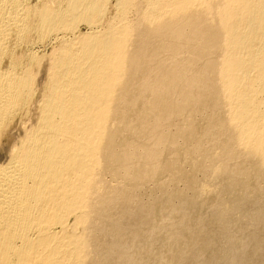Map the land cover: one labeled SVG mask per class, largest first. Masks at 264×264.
Here are the masks:
<instances>
[{
    "label": "bare ground",
    "instance_id": "1",
    "mask_svg": "<svg viewBox=\"0 0 264 264\" xmlns=\"http://www.w3.org/2000/svg\"><path fill=\"white\" fill-rule=\"evenodd\" d=\"M81 24L85 25V30L83 31L80 30L79 27ZM182 55H184L182 57L184 59L181 60L180 58L178 60L179 62H177L175 58H178V56ZM170 58H172V61L169 62L168 59ZM168 62L169 64L171 63V65L167 64ZM173 62L177 63L172 64ZM165 63L166 66H169H164ZM208 79L211 80V82L209 81L210 84H208ZM149 81H151V83ZM152 84L154 87H151ZM176 97H180L182 99L180 105L175 104L181 100L179 98V100L177 99V101H175ZM205 100H208L206 102H209L207 107L208 110L218 106H221L220 108L222 109L224 108L225 114L223 115H225V123L222 121V119L219 120V122L216 120L212 122L216 121L220 123L222 121V124H224L226 127H224V135H226V130L229 131L228 136L226 135V137H229V134H231L232 138L229 137V139L231 138L234 142L231 140L230 142L236 144V146L231 144L232 148L235 146L236 150L238 148L239 150L243 151V153L246 154L248 158L255 161V164L253 165V163H251L249 160L246 161L245 158L247 157L244 156L247 164L250 162V165L253 166V168L249 166L252 168V175L248 170L250 168L247 169L245 166L246 170L248 171H244V174L247 175H242L245 176V179H242V181L240 180L241 182L238 181L240 183L238 190L232 186L233 181H237V179L233 180V176L231 178V180H233L232 183L229 184L230 182H227L230 187L232 186V188L227 189V194L232 195L233 193L232 196H234L236 193L235 195H238L237 197H239L238 200H236L237 203L235 201L237 197L234 196V200L232 198L233 205H231V202H229L231 199L225 201V199H223L225 198V195L222 196V194H218V192L221 190L223 191L221 186H218L217 189L211 188L212 186L214 187V185L213 183L211 184L213 181L210 179L212 177L214 182H216L215 179L217 182H219L218 179H221L220 176L224 174L222 173L224 171L223 168L227 169L228 167L230 169L228 166L229 163H226L227 167L226 164L223 166L222 163L226 162L230 156L234 159L238 158L236 157L238 156L236 154L238 150L235 153L230 154L232 152L231 149L229 150L231 151L230 153L228 149H226L228 145L230 146V142L228 143L227 141V144L225 141H223L222 143L224 144L225 142V145L220 142L221 147H219L218 149L220 150L217 149V151L221 155L224 153V151L225 154L228 151L229 156L227 154V158L224 155L226 157L225 160L222 155L221 157H223V160L225 161L220 160L222 161L221 163L218 160L217 162L220 163L214 165L212 170H208L209 172L210 170L212 171V176L210 174L211 177H205L199 173L198 170H196L198 175L201 174L204 176H201L202 178L210 179L209 182L212 186L209 185L211 189H208V185L204 187V185L207 183H204L203 185V181L201 180L202 183L200 184L203 186H197L198 191H196L197 188L195 190V185L192 187V189L189 188L190 190L194 191L192 193L194 196V200L191 201V203L194 202L192 207H195L198 201L204 204L203 199L212 193L218 194L216 195L218 197L221 195L222 201H225L221 202L223 206L218 205L219 208L222 206L221 209L217 207L218 202L216 204L215 202L211 203L214 204L211 206L213 210L211 208L206 209L208 211H212V215L209 218L207 217L208 219L206 216H204L206 213L203 215L200 212H196V208L195 210L191 208L193 213H188V216L192 214V219L196 223L195 233H198L200 237L203 234L202 238L204 234L205 237L206 235L207 237L209 236L213 243L214 241L218 240V236H224L223 238H226V234L227 236L230 235H228V230L226 227H220L219 225V223L222 222L221 219L223 216H225V213L229 212L230 207L240 208L242 206V214L240 213L241 211L239 212L240 216H245L247 213L252 212V210L250 211L248 208L249 202L252 203L249 201V199H251L253 196L251 193V197L248 198V193L251 191L250 187L253 188L252 179L254 177L256 179L260 178V180L261 178L264 179V0H35L34 2H32V0H0V264H102L100 263L99 257L105 243H109V241H106V237H108L109 234V237H112L111 233H115V238H112L114 243V241L117 239L116 236L121 235L120 237L118 236V243L121 237L123 238L126 235H130L124 232L128 227L126 229H124V227L123 229L121 227H116L117 223H115V219L118 217L117 214H120L119 211H117V214H114V216H117L115 219H113L114 222L111 220V218H109V216L112 215L109 213L110 208H117L116 206L113 207L115 203L119 204L117 202L120 201V204L123 202L122 206H126V203H128L127 200H129V197H127L128 193L125 194L121 191L116 192V188H118L116 185H114V187L116 186L115 191L112 185L113 190L110 188L112 191L109 192L111 183H109L107 180V176H111L109 175V168L115 171V174L118 172V175L119 172L120 174L122 171L127 173L129 172L128 170L132 168V161L130 162L131 158L129 159V156L131 157L133 153L131 152L132 154H130V151L128 152V150H124V148H128L127 142L129 141L128 144H130L133 141V138L129 139L130 136L128 135V132L132 130L140 131L141 134L139 133V139L135 140V142L137 141L136 143L133 141L135 144H132L135 145V147L133 145L135 148L134 151L139 149L144 150L142 149L144 146L143 140H150L155 144H160L161 141L165 139L167 140V138H165L166 135L162 136V132H159L158 129H161V126L163 125H165V129H167L169 126H172L168 124L169 120L167 119L180 116L182 118L179 117L180 119L178 121L179 123L181 122L179 125L177 124V120L175 118L173 119L176 120L175 124H177V126L181 125V129L178 127L177 128L181 130L185 137H187L188 141H196L200 138V129H195V122L191 121V117L189 118L191 115L189 112H193L194 110L197 111L200 108L206 107L207 104L204 102ZM163 102L166 104L163 105L165 107L161 106ZM203 110L204 109L201 111ZM205 111L207 110L205 109ZM210 111H212V113L216 112L214 109ZM218 111H222L223 113V110ZM195 113L197 114V112ZM202 114L203 113H201V116ZM216 115H218L217 117L219 119L221 118L219 114ZM202 117L204 118V116ZM208 118L210 120H208ZM208 118L207 120L211 121V118ZM165 120H167V123L164 122ZM173 120L170 119L169 123L175 122ZM193 120L195 121L194 118ZM203 120L201 122H203ZM216 122L213 126H220L217 125ZM162 123L164 124L161 125ZM166 124L168 125L167 128ZM222 124L220 127H223ZM120 126L123 128L121 127V129ZM175 126L176 125L172 126V128ZM208 129L212 130L211 127H208ZM123 130H125L124 132L127 133H124L126 136L122 133ZM167 130L168 133L170 130L171 132L174 130L172 133H175V130L177 131V129L171 128ZM203 130L205 132V127ZM137 131H134V133ZM222 131L223 130H221V132ZM164 132L166 134V131ZM171 132L170 135L172 134ZM208 132L207 134H205V132L203 135H201L202 138L200 145H203V143L206 141L205 140L203 142L202 140L203 137L206 139V135L209 136ZM218 132L221 133L220 131ZM212 134L215 136L216 132L215 134ZM161 136L163 137V140H160ZM167 136H169V134H167ZM223 136L218 137L222 138L223 140ZM218 137L213 138L212 136V143L214 140L218 139ZM177 139H179L178 135ZM209 140H207V143L210 147L212 144H210L211 142H209ZM181 141L179 142L178 140L179 143H181ZM183 141L185 144V140ZM219 141H221V139ZM174 142L176 143L177 141L173 140V144ZM153 143H146L147 147L152 148L150 146H153ZM196 143H198L199 146H197L196 149H200L202 146L200 147L199 142L196 141ZM220 143L218 145H220ZM132 144L130 145V148L132 147ZM216 144L217 143H215V145ZM125 145H127V147ZM166 145L167 144H165V147L171 148L169 150H172L171 152L173 153L174 148H178L177 146L179 144L174 148ZM170 145L173 146L172 144ZM189 146L191 147V145ZM204 146L205 145H203V147ZM145 147L146 146H144V148ZM147 147L145 148V152L148 151ZM188 147L187 149L190 150ZM214 147L213 149L216 153H218ZM191 148H193V146ZM235 148H233V150ZM159 149L161 148L159 147ZM159 149L156 150L157 154H159ZM196 149L192 151H196V153L194 152L196 155L197 152H199L198 155H200L201 152L199 150L197 151ZM206 149H208V147H206ZM206 149L204 152L207 157H210V155L215 156V159L220 157L218 154L214 155L215 153H212V150L208 151ZM151 150L152 149H150L148 152L150 153L148 158L145 157L146 160L153 159L152 156L154 151L151 153ZM126 152H128L130 155L128 156ZM137 152H139V155L141 154V151ZM161 152L160 155H162ZM184 152L186 153L185 150ZM188 153L191 154V152ZM243 153L241 155H243ZM157 154L155 153L154 155ZM177 154L176 155L179 158V153ZM190 154L186 153V155L191 156L192 154ZM234 154H236V158L233 157ZM238 154H240V152ZM135 155L132 157H138V155L136 157ZM145 155L147 156L146 153ZM169 155L168 157H172L173 154L170 156ZM183 156L185 155L183 154ZM187 157H183L185 158V160H183L184 162L182 161L183 164L185 163ZM221 157L219 159H222ZM240 157L241 156L239 155L238 159H242L243 161V156L241 158ZM157 158L158 155L155 157V159ZM160 158L161 163L156 162L158 163L157 166H160H155L156 164H154V161L152 162L150 160L149 163H153L155 168L148 172L144 167V170L147 171L145 173L146 175L143 176L144 178H149L151 176L155 177V175L157 176V173L163 172L166 167L168 168L169 163L172 162L171 159H164V155H162ZM190 158H187V160ZM195 158H197V156ZM214 158H212L211 161H214ZM140 159L141 158L137 160ZM145 159H142L144 161H141V163H146ZM199 159L200 156L198 159H194L193 156V161L192 159L191 161L195 165L196 160ZM203 159L205 161L206 157ZM234 159L231 161L230 158V160L227 162L234 161L232 163L233 165L235 163ZM148 160L147 164L149 165ZM245 161L243 162V165L245 164ZM178 162H180V160ZM203 162L199 161L200 164H203ZM136 164L139 165L140 163ZM147 164H145L146 167ZM203 165L208 164L204 163ZM136 167L138 166L135 165L134 168ZM149 167L150 169L152 168L151 166ZM178 167L179 166H177V169ZM198 167L200 169V166L197 165V169ZM205 168L208 169L206 166ZM235 168L237 169V167ZM235 168L234 172L232 170L233 168L230 170L232 172L231 174L236 176L237 172L235 173ZM245 168L241 169L243 170ZM182 169L180 171H182ZM131 172L129 173L130 175L128 173L124 174L126 176H133L134 173L131 174ZM179 172L176 173L179 174ZM228 172L230 174L229 170ZM238 172L240 175V171ZM115 174L113 173L112 176H115ZM117 174L115 176L116 178ZM135 174V179H137V176L139 177L140 172L136 171ZM204 174L206 175L207 171ZM226 174V177L231 175L225 172L224 175ZM168 175H171L170 172ZM188 175H190L189 172ZM175 176L173 175L172 177L174 178ZM192 176L194 177L195 175L192 174ZM115 177H113V180H115ZM167 177L169 179V176ZM236 177H238V175ZM187 178L189 177L187 176ZM196 178L199 179L198 176ZM140 179L143 180L141 177ZM160 179H163V177ZM170 180L169 182H173ZM260 180L259 183H261ZM120 181L118 182L119 184ZM181 181L182 180L178 181V183L180 184ZM186 181L188 182V180ZM174 183L175 182L172 184L174 185ZM191 183L189 182V185ZM255 183L257 184L258 182ZM160 184L162 183L160 182ZM160 184L159 186H163L164 188L170 186V183H168L169 186H165L166 183H163L164 185ZM218 184L219 183H217V185ZM128 185L126 184V186ZM145 185L143 184L142 186L144 187ZM185 185L183 186L185 187ZM132 186L130 185L128 187L131 188ZM186 186L187 187L185 188H188V184ZM228 186L226 185V187ZM235 186L237 188V185ZM260 186L261 185L259 184V187ZM136 187L137 185L135 188ZM219 187L221 188L219 189ZM134 189L132 188V190ZM159 189L161 191V187ZM253 189L257 188L255 187ZM260 189L262 190L264 188L260 187ZM170 191L172 193V189ZM170 191L169 193L167 192L169 195ZM224 191L222 193H224ZM134 192L135 191H133V193ZM136 193L138 192L136 191ZM162 193L165 194L164 192ZM182 193L183 192H181V194ZM150 194L147 196L150 197ZM130 195V198H135L132 196V193ZM143 195H145V193ZM186 195L189 194L187 193ZM137 196L140 195L138 194ZM170 197L173 198V196ZM189 197L191 196L189 195ZM161 198L158 197V199ZM179 198L182 200L181 197ZM174 199L178 200L176 197H174ZM257 199H263L262 202H264V197ZM130 200L129 202L131 203L133 200ZM183 200L181 202L185 203L182 205L178 203L179 207L176 204L177 209L180 211L183 210L182 207L184 204H188V200ZM145 201L143 200V202ZM152 201L154 202L156 200ZM147 202H149V200ZM162 202L166 204L165 199ZM137 203L138 202H136V204ZM146 204L147 203H144L143 206L141 205L142 208L145 207L141 213L145 212L146 214H143L148 217V213L145 210L148 207V205L147 207L145 206ZM149 204L151 206L153 203ZM205 204L207 203L205 202ZM255 204L258 206V203H254V205ZM260 204L264 206V203ZM138 205L139 203L135 206ZM135 206H133V208ZM131 207H126L127 209H124L125 212H127L126 210L129 208L131 209ZM139 207H136L135 209ZM261 207L259 210L255 209L257 211L255 214L253 213V220L255 219L254 221L256 224H258V222L262 220V217H264V210H262L264 208ZM186 208H184V211ZM130 209L127 214H130ZM161 209L162 208L160 207V211ZM121 210L120 211L123 212V207ZM170 210H172L171 207ZM112 211L113 210L111 209L110 212L112 213ZM131 211L134 210L131 209ZM152 211H155L154 208ZM137 212L140 213V210H137ZM168 212L171 213V211ZM132 213L134 214V212ZM163 213L164 210L161 214ZM143 214H141V217H143ZM134 215V218L139 217L138 219H140V216L137 215V213L136 215L138 217H135ZM153 215L154 214H152V216ZM164 215L166 214L164 213ZM238 215L239 214H237V217ZM120 216L122 217L123 215ZM129 216L127 215L128 218L126 217L127 221H129V218L131 217ZM167 216L168 215L164 216L166 219L162 218L163 216L161 218L165 221L167 220ZM225 217L228 218V215ZM150 218L151 217L149 215V217L144 219V221H148L147 219ZM170 218L168 221L172 220ZM184 218H187V215ZM243 218L244 217H242V219ZM117 219L116 222H118ZM140 220V223H142L143 219ZM152 220H156V218L154 217ZM152 220L149 222H152ZM179 220L181 221V219ZM249 220L250 219L247 221L249 222ZM234 221L237 223L238 220ZM254 221H250L252 224L249 222V226L252 227V231L253 229L257 231V229L260 228L259 226L263 224L264 220L262 223L260 221L261 224L258 225L259 228L256 227L257 229L254 228ZM120 223L121 221H119V224ZM137 223L139 222L137 221ZM181 223L178 226H181ZM150 224L151 223H149V225ZM176 224L177 223L175 222V225ZM228 224H226V226H228L227 228L230 226ZM126 225L129 226L131 223H126ZM143 225L145 227L147 226L145 224ZM162 225H164L163 222ZM232 225H234V223ZM133 226H129V228H132ZM167 226L162 227L167 228ZM135 227H137V225L134 226V228ZM188 227L185 226L187 229ZM194 227L195 226H193V228ZM233 227L235 228V226ZM233 227L231 226L230 228ZM262 227L264 226H261V230ZM109 228L112 231H110V233ZM129 228L126 230V232L128 230H130V232L132 231L133 228ZM137 228H139V226ZM152 228L153 227L149 229L152 230ZM164 228L162 229L165 231V234L166 229ZM171 228L175 230L174 224L173 227L171 226ZM179 228L181 229V227ZM237 228L243 229L240 226ZM162 229H159L158 231L162 232ZM190 229L191 228L188 229V232ZM122 230L124 231L122 232ZM134 230L135 229H133L132 232L137 234L138 231L135 232ZM244 230H242L244 231V234L245 232L247 233L246 229ZM178 231L179 232L177 233L179 234L182 232L179 229ZM252 231L251 236H248L250 233H247L248 237H246V239L244 238L246 241L247 238H252L254 234H259V232L256 234L255 231L253 234ZM120 233H123V235ZM124 233L126 235H124ZM168 233L166 235L169 240H171L170 246L172 247V249L170 248L172 250V261H170L171 264H191V260L194 256H190V254H194L193 250L190 249L192 250L190 252L186 251L190 253L187 256L182 254L183 251H179V244L184 243L187 245L188 242L190 243L191 236L190 238L184 239L185 235H183L184 237L182 238L184 240H182L180 237L182 235L179 236L175 232L170 231L169 237ZM234 233L236 232H233V235ZM238 233L241 234L239 230ZM135 234L132 233L130 236L133 235L136 237ZM150 234L147 235L148 239ZM161 234L162 233H160V235ZM160 235L158 236L160 237ZM263 235L260 236L261 238L259 240V235L256 236L258 238L253 237L255 245L252 244V246H254H251L252 248H259V245H261L259 243H262L261 239L264 237ZM133 236L132 239L134 238ZM236 236L238 235L236 234ZM109 237L107 240L110 239ZM138 237L140 236L137 234V238ZM143 237L144 236L142 235L141 238ZM233 237L231 238L233 239ZM137 238H134L133 241L130 240V242H135L134 240ZM236 238L234 240L239 239ZM139 239H137V241ZM195 240L196 239H194V242ZM149 241H144V246L145 242L149 243ZM202 241L203 240L200 242ZM206 241L209 240L207 239L205 242ZM159 242L157 240L158 246ZM162 242L161 244L164 245ZM228 242L229 244L226 242L229 245L228 248H234V243H232L234 241L231 243L230 241ZM132 243H129V246L131 244L132 248L135 249L137 247L135 245L136 243H133V245L136 247H134ZM246 243H244L245 245L243 243L242 244L247 250L245 247ZM120 244L123 243H118L115 245V247L121 246ZM202 244L204 245V242ZM207 244L208 243H206V245ZM195 245H198V243ZM223 245L224 248L222 249L227 248L225 244ZM248 245H251V243L249 244L248 242ZM256 245L257 247H255ZM110 246H112V244ZM125 246L122 247L123 250L121 251H118L121 249V247H117L118 253H121V255L119 253L120 256H123V254L125 256L126 251L122 254L124 249L127 248V246ZM149 246L150 243L148 248ZM152 246H150V248ZM183 246L184 245H182L181 248ZM191 246H193V244ZM209 246L210 244L208 247H206V249H204L206 252L208 251L211 256L215 255L216 250H210L212 248ZM130 247L127 249L130 250V253H132L133 250ZM196 247L199 248L200 246ZM251 247L249 246L248 248ZM105 248L106 246L104 247V251L108 255L109 251L107 250L110 249L107 247V250H105ZM161 248L164 247H160V250H163ZM242 248L240 247V249ZM261 248L262 247H260L259 250ZM235 249L237 250V247ZM112 250H110V252ZM167 250L169 249L167 248ZM201 250L203 252V249ZM243 250H241L242 253L245 252ZM117 251L112 252L115 253ZM146 251L147 250L145 248V252ZM255 251L253 250L252 252H258V250L256 252ZM261 251L262 252L260 253H263L264 249ZM165 252L163 253L165 254ZM197 252L195 251V253ZM199 252L202 253L201 251ZM229 252H231L230 254L233 253L230 250ZM105 253H102V262L107 260V255ZM118 253H116V256ZM133 253V255H135V252ZM237 253L240 252L237 251ZM109 254L110 257L108 258L110 260L111 253ZM138 254L139 252L137 255ZM202 254L204 255V253ZM257 254L253 255L250 252L248 255H250V258L253 255L252 258L256 259V256H258ZM199 255V253L196 254V256ZM201 255L199 257H201ZM225 255L224 258L227 259L228 257ZM237 255H235V259L239 258ZM248 255L247 253L244 255L245 258L247 256V263L250 260ZM126 256L129 257L131 255L127 253ZM228 256L231 258L232 255L228 254ZM244 256L242 255L240 258L242 257V259H244ZM103 257H105V260H103ZM147 257L149 258V256ZM158 257L160 258V255ZM119 258L120 259L118 260H121L122 262V258L124 257ZM153 258L155 259V257ZM129 259L127 262L131 261ZM166 259H168V257H166ZM114 260H117V258ZM114 260H111V262L109 261V263H114ZM118 260L116 261L117 264H119ZM156 260L158 259L156 258ZM161 260L159 259V261ZM225 260L224 262L226 264H235V260L233 258L229 259L230 261L228 260L229 263H227ZM244 260L246 261V259ZM251 260L249 261L251 262L249 264H254L256 261ZM261 260H263V258ZM138 261L139 264H141L140 259ZM203 261H199L200 264H212L211 259H207L204 262ZM107 262L106 264H108ZM131 262L133 263L134 261ZM222 262L223 260L219 264H225ZM239 262L241 263L242 260L240 259ZM239 262H236V264H240ZM155 263L160 264L161 262L159 263L155 261ZM197 263L198 262H196V264ZM257 263L258 261L255 262V264ZM261 263L263 262L261 261Z\"/></svg>",
    "mask_w": 264,
    "mask_h": 264
},
{
    "label": "rangeland",
    "instance_id": "2",
    "mask_svg": "<svg viewBox=\"0 0 264 264\" xmlns=\"http://www.w3.org/2000/svg\"><path fill=\"white\" fill-rule=\"evenodd\" d=\"M34 1H35V0H34ZM34 1L32 0V2H34ZM79 27H80V30H82V31L85 30V25L81 24ZM183 56H184V55H182V56H178V58H175L176 61L179 62L178 60H179L180 58H181V60L184 59V58H182ZM185 56H186V55H185ZM171 59H172V58L168 59V61H169V62L172 61ZM173 61H174V60H173ZM166 62H167V61H166ZM169 62H168L167 64H169ZM177 62H173L172 64H174V63L176 64ZM169 65H171V63H170ZM169 65H167V66H169ZM164 66H166V63H165ZM167 66H166V67H167ZM209 81L211 82L210 79H208V82H209ZM149 82L151 83V81H149ZM149 82H148V84H149ZM210 82H209L208 84H210ZM206 83H207V79H206ZM153 84H154V83H153ZM153 84H152L151 87H154ZM179 98H180V97H176V100H175V98H174V100L177 101V99L179 100ZM180 99H181V98H180ZM179 101H180V102H179ZM179 101H178L179 103L176 102L175 104H177V105L179 104V105H180L181 102H182V99L179 100ZM206 101H208V100H205V101H204V102L207 104L206 107L200 108V109H199L200 111H199V110H197V111L194 110L193 112H192V111L189 112L191 115L188 113V114L190 115V116L188 115L189 118L191 117L190 119H192L191 121H192V122H195L194 125H196V126L193 125V126L195 127V129H200V130H199V132H200L199 137H200V138L198 139V140H200V141L196 140L197 142H199V145H200L201 138H202L201 135H203V133H205V132H206L205 134H207V132H208V130H209L208 127H209V128L211 127V129H212V130H209L210 133L208 132V135H209V136L206 135V139L203 137V140H202V141H203V142H204L205 140H206V141L203 143V145H205L204 147H203V145H200V147L202 146V147L200 148L201 150H200L199 148L196 149L197 146H198V143H196V141H188L187 137H185V135L181 132V130H179V129H181V125H180V126H177V124H178V125L181 124V122L179 123V121H178L180 118H182V117H180V116H179L180 118H179V117H172V118H170V119H172V120L175 118V119L177 120V124H175V123H176V120H173V121H175V122H171V123H169L170 119H169V118L167 119V120H169V121H168V124H169V125H172V126L176 125L175 127H173V128H172V126H169V127H168V125L166 124V128L168 127L167 129H170V128H171V129H177V131L179 130L178 132L175 130V133H172V132H174V130H173L172 132H171V130H170L169 133H168V130L165 129V127H164L165 125H163L164 123L161 124V125H163V126H161V129H158L159 132H162V133H163V134L161 133L162 136H163V135H166L165 138H167V140H166V139L163 140V137H162V136H161L160 140H163V141H161L160 144H159V143H156V144H155V143H153V141H150V140H149V141H148V140H143V142H144V146H146V147H147V144H146V143H149V142H151V144L153 143V146H150V144H149V146L152 147V148L147 147V148H148V151H146V152H145V150H146L145 148H146V147L144 148V146H143V148L141 147V148L144 149V150L139 149V150H135V151H134V149H135V148H134V147H135L134 144L137 142V141L135 142V140L139 139L138 136H140V134H141L140 131L138 130V131H139V132H138L137 130H134V131H137V132H135V133H137V134H135L133 130L128 132V135L130 136L129 139L133 138V141H134L135 143L131 140L132 142H131L130 144H128V142H129V141H128V142H127L128 148H124V150H125V151L128 150V152L130 151V154L133 153V155H135V154L137 153V154L135 155V157L138 155V157L134 158V157H132L133 155H131V157H130V156H129L130 154H128V152H126L127 155L129 156V159L131 158L130 162L132 161V162H131V163H132V168L130 169L132 172H131L130 170H128L129 172H127V173H128V174H129L130 172H131V174L134 173V175H133L134 177H133L132 175H131V176H128V175L126 176L125 174H127V173H126L125 171H122V173H123V174L125 173V174L123 175L122 173L120 174V172H119V175H118V174H117L118 172H116V174H117V178H116V177H115V176H116L115 171H113L111 168H109V169L111 170V171L109 170V175H111V176H107V180H108L109 183H111V185H110V187H109V190H110V188L113 190L114 185H116V186H118V188H116V192L121 191L122 193H125V194L128 193V194H127V197H129L128 199H129V200L131 199V200H133V201H135V202L132 201V202L130 203L129 200H127L128 203H126V206H122L123 202L120 204V201L117 200V201H119V202H117V203H119V204H116V203H115V204L113 205V207L116 206L117 208H114V209H113V208H110V210H109V213L112 214L111 216H112L113 218H112L111 216H109V218H111V220L113 221V219H115V217L118 216V217H117L118 219L116 218L118 222H116V219H115V223H117V224H116V227H121L122 229H123V227H124V229H126L127 227L129 228V226H133V224L135 223L134 226L137 225V227L139 226V228H137V227L134 228V226H133L132 228L135 229V230H134L135 232L138 231L137 234H138L140 237L137 238V234H135L134 232H132L133 229L130 227L129 229H132L131 232H132L133 234H135L136 237H134L133 235H132V236H133L134 238H137V239L141 238L142 235H143L144 237L138 240L140 243L137 241V239L134 240L135 242H133V243H134V244L136 243L135 245L138 247V248H137L136 246L133 245L132 242H130V240L133 241V239H134V238L132 239V236H130V235L132 234V233L130 232V230H128L127 232H126V230H127L128 228H127L125 231L122 230V232L124 231L126 234L128 233V234H130V235L127 236V235L124 233V235H126V236L123 237L124 239L121 237L123 240L120 238L121 241L119 240L118 243H121V242H122L123 244H120V245H121V246L123 245L122 247H124V246L126 245L127 248H129V247L131 246V244H130V246H129V243H132V245H133L134 247H136V248L138 249V251H137L136 248L134 249V248H132V246H131L130 248L133 250V252H135V255H133L134 253L132 252V250H131L132 253H130V250H128V249L126 248V249H124V251L122 252V254H123V253H125V251H126L125 256H124V254H123V256H120L121 253L119 252V253H120V255H119L118 251L123 250V248H122L121 246H119V247L116 246V247H115V245L118 244V243H117V239H119V237H120L121 235H117V236H116L117 239H116V240L114 241V243H113V239H112V238H115V235H116V234L114 233V234H115V235H114L113 233H111L112 237H111V236L109 237V235H110V234H109L108 237H109L110 239L107 240L108 237H106V241H109V243H108V242L105 243V245L103 246V249H102V251H101V253H100V254H101L100 257H99V258H100V259H99V260H100V263H102V264H106V262L108 261V262H107L108 264H114V263L117 264L116 261H117L118 259H120L119 257H121V258L124 257V258H122V260H123L122 262H121V260H118V263H119V264H120V263H121V264H126V263L130 264L131 261H134V262H135V263H134V262H133V263L131 262V264H136V263L139 264V261H138L139 259H140V263H141V264H143V263H144V264H148V263H149V264H157V263H155V261H157V262H159V263L161 262L160 264H171V262H170V261H172V260H171V255H172V254H171V253H172V250H171V249H172V247L170 246V245H171V240H169V238L167 237L166 234L169 232V233H168V236L170 237V231H173V232H175L176 234H178L179 236L182 235V236H180L181 238L184 237L183 235H185L186 238L184 237V239L190 238V236H191V238H190V243L188 242L187 245L184 244V243H180V244H179V247H180V250H179V251H183V252H182L183 255L185 254V255L187 256V255L190 254V253H188V252H186V251H189V252H190V251L193 250V253H194V254H193V255L190 254V256H194V257L196 258V260H195V258L193 257V259H192L193 262H192V260H191V264H196V262H198V263L200 264L199 261H203V260L206 261L207 259H208V260L211 259L212 264H219L222 260H223L222 263H225V262H224V260L226 259V258H224L225 253H226L225 256L228 257L225 261H226L227 263H229L228 260L231 259V258H233V259L235 260V264H236V262L238 263L240 259L242 260V262H241L242 264H244L245 262H246L245 264H249V263H251V262H249V261L251 260V258L253 257V255H254V254L256 255L257 253H259V254L262 255V257H261V255L257 254V255H258V256H256L257 258H256V257H255L256 259H253V258H252V260H253V261L256 260L255 262L258 261L257 264H260L261 261L263 262V263H261V264H264V257H263V255H264V254H263L264 251H263V253H260V252H262L261 250L264 249V247H263V246H264V243H263V242H264V241H263L264 237L261 239V240H262V241H261L262 243H259V244H261V245L258 244V245H259V248L262 247L260 250H259V248H256V249H255V248H252V247H254V246H252V244L255 245V243H254V241H253V237H254V235H255V234H254V231H255L256 234H258V232H259V234H258V235H259V238L256 237V236H258V235H255V237L258 238V240H259V239L261 238L260 236L263 235V230H264V227H262V230L260 229L261 226H264V222H263V224H261L262 221L264 220V219H263L264 217H262V220H260L261 223H260V221H259L258 224H256V222L254 221L255 219L253 220V218H254V217H253L254 214H255L256 211L259 210V208L262 206L260 203H262V204L264 203V202H262L263 199H259V200H261V201H259V200L257 199V198H263V197H264V196H263V195H264V189H262V190L260 189V187H261V188H264V185H262V184H264V179H263V178H261V180H260V178H257V179H258V180H257L255 177L252 179V186H253V188L256 187L257 189H253V188L250 187V190H251L252 192L249 191V193H248V194H249V195H248V198L251 197L250 195L253 194L252 198L249 199V201L252 202V203L249 202V206L252 204L250 207H253L254 209H253V208H250V207L248 206L249 210H250V211L252 210V212L247 213L248 216H247V214H246V215H245L246 218H245L244 215L240 216V213L242 214V209H243L242 206L240 207L241 209H240L239 207H238V208H235V207H234L235 209H234L233 207H232V208L230 207V208H229L230 210H229V212H227V213H230L231 215L225 213V216L228 215V218L225 217V216L222 217V219H221L222 222L219 223V225H220V227H221V226L226 227V229L228 230L227 233H228V235L230 234V235H229L230 237L227 236V234L225 235L226 238H223L224 236H218V237H219L218 240H217V241H214V240H213L214 242L212 243L211 238H210L209 236H208L209 238L207 237V235H206V237H205V234H204V236H203V238H202V235H203V234H202L201 237H200V235H198V233H195V232H196V223H195V221L192 219V214H191L190 216H188V213H189V212H190V213H193V210H192V209L195 210V208H196V210H195L196 212H200V213L203 214V215L206 213V215H204V216H206V218H207V217L209 218V217L212 215V211H211V210L208 211V210H206V209H208V208H209V209H210V208L212 209L211 206L214 205V204H211V203H214V202H215V204H216L217 202L219 203V204L217 203V207H218V205H222V206H223V204H222L221 202H225L226 200H230V199H231V201H229V202H231L230 204L233 205L232 201L234 200V196L237 197L238 195H235L236 193L234 194V196H232L233 193H232V195H231V194H227V193H228V192H227V189H228V188H232V186H234L235 189L238 190V188H239L238 186H239V184H240L239 182H241L242 179L244 180V179H245V176L247 175V174H244V173H245L246 171L249 170V171H250V174L252 175V168H253V166L250 165V162L253 163V165L255 164V161L252 160V159H250V158H248V156H247L246 154H244L243 151L239 150L238 148H237L238 151L236 150V148H235L236 144L230 142V140H231L232 142H234V141L231 139V138H232V137H231V134H229V137H231L230 139H229V137H226V135L228 136V132H229V131L226 130V135H224V134H225V130H224V129L226 128V127L224 126V124H222L223 122L225 123V121H224V119H225V115H223V114H225V112H224V108H223V109L220 108L221 106H220V107L218 106V107H216V108H211V107H210V108H211V109L209 108L210 110H213V109H214V110H216V112H217V113H216V112H213V113H212V111L208 110L207 107H208V105H209V102H206ZM204 102H203V104H204ZM163 103H164V102H163ZM163 103H162L161 106H162V107H165V106H163V105H166V104H165V103L163 104ZM204 106H205V105H204ZM218 108H219V109H218ZM202 109H204V110L201 111ZM205 109H206L207 111H205ZM218 110H223V113H222V111H218ZM209 111H210V113H209ZM195 112H197V114H196ZM207 112H208V113H207ZM220 112H221L222 114H221ZM201 113L204 114V115L202 114V116H204V118L201 116ZM214 113H215V114H214ZM192 114H193V115H192ZM207 114H208V117L211 118V121H208V120H210V119L207 117ZM216 114H219V115L221 116V118L219 119V118L217 117L218 115H216ZM195 115H196V116H195ZM197 115L200 116V117H198ZM205 115H206V116H205ZM211 115H212V116H211ZM214 115H215V116H214ZM192 116H193V117H192ZM220 116H219V117H220ZM223 116H224V117H223ZM212 117H213V118H212ZM214 117H215V118H214ZM193 118L195 119V121L193 120ZM207 118H208V120H207ZM203 119H204V120H203ZM212 119H213V120H212ZM221 119H222L223 122L221 121L220 123H218L219 120H221ZM167 120H165L164 122H166ZM199 120H200V121H199ZM202 120H203V122H201ZM214 120L218 121V122L215 121L217 125H220V126H221V124H222L223 127H220V126H215V127H214L213 125L215 124V122H212V121H214ZM180 121H181V120H180ZM206 121H208V122H206ZM210 122L212 123V126H211V123H210ZM166 123H167V122H166ZM192 124H193V123H192ZM206 124H207V125H206ZM201 125H202V126H201ZM121 127H122V126H120V128H121ZM163 127H164V128H163ZM177 127H178L179 129H178ZM204 127H205V132H204V130H203ZM212 127L215 128V129H213ZM224 127H225V128H224ZM122 128H123V127H122ZM122 128H121V129H122ZM162 128H163V129H162ZM217 128H218V129H217ZM219 128H221V129H219ZM160 130H161V131H160ZM216 130H217V131H216ZM221 130H223V131L221 132ZM124 131H125V130H123V132H122L123 134L126 133V132H124ZM164 131H166V134H165ZM211 131H213V132H211ZM218 131H220V132L223 133V134L219 133ZM170 132L172 133V134H171L172 137H171V135H170ZM179 132H180V133H179ZM215 132H216V135H217V136H216V135L214 136V135L212 134V133L215 134ZM131 133H132V134H131ZM139 133H140V134H139ZM177 133H178V134H177ZM201 133H202V134H201ZM126 134H127V133H126ZM126 134H124V135L126 136ZM138 134H139V135H138ZM167 134H169V136H167ZM173 134H175V135H173ZM211 134H212L213 138H217L218 136L221 137V136L224 135V136H223L224 139L222 140V138L218 137V139H219V140L221 139V141H219L218 139H216L217 142H216V140H214V142H213L214 144H213V143H212L213 138H212V136L210 137ZM219 134H220V135H219ZM136 135H137V138H136ZM177 135H178L179 139H177ZM180 135H181V136H180ZM183 135H184V136H183ZM175 136H176V137H175ZM204 136H205V135H204ZM170 137H171V138H170ZM181 137H182V138H181ZM180 138H181V139H180ZM185 138H186V139H185ZM208 138H209V139L212 138V139L209 140ZM141 139H142V138H141ZM175 139H176V140H175ZM182 139L185 140V144H184V141H183ZM169 140H170V142H169ZM173 140H174V141H177V142H176L177 144L174 142V144H175V145H174V144H173ZM178 140H179V142L182 140V141H181V143L183 142V143H182V146H181V143L178 142ZM207 140H209V142H211L210 144H212L213 147H214L215 143H217L216 145H218L220 142L222 143L223 141H225L226 143H227V141H228V143L230 142V143H229L230 146H229V145L227 146L228 143L226 144V146L229 147V148L226 147V149H228V151L231 149L232 152L229 151V153L231 152L230 154L235 153L236 151H237L238 153L240 152V154H238V153L236 152V154H237L238 156H236V154H234L233 157L236 156V157L239 158V155H240L241 157L243 156V157H242V158H243V161H242V159L239 160L238 158H237V159H234V158H232L231 156L229 157V159L226 160V157H227L228 151L226 152V154H225V151H224V153H223L222 155H223V157L225 158L226 162L222 163V161H225V160H223L224 158L221 157L222 155L217 151V149H218L219 147H221V143H220V145H218V146L215 145L214 148H216V151L218 152V153H216L212 146H210L211 148L209 147V144L207 143ZM147 141H148V142H147ZM166 141H167L168 143H167ZM171 141H172V143H171ZM218 141H219V143H218ZM189 142H190V143H189ZM191 142H192V143H191ZM194 142H195V143H194ZM225 142H224V144H223V143H222V144L225 145ZM132 143H134V144H132ZM161 143H164V144H161ZM205 143H206V144H205ZM131 144H132V147H133V145H134L133 148L131 147L132 149L130 148V145H131ZM158 144H159V145H158ZM165 144H167L166 146H170V147H173V148L176 147L178 144H179V145L177 146L178 148H176V149L174 148L173 151H174L175 153H174V152L172 153V152H171L172 150H169V149H171V148L165 147ZM170 144H172L173 146H171ZM188 144L191 145V147L193 146V148H191ZM192 144H194V145H192ZM201 144H202V143H201ZM231 144H232V145H233V144L235 145V146L233 147V148H235L234 150H233ZM127 145H125V146L127 147ZM157 145H158V146H157ZM187 145H188L189 147H188ZM206 145H208V146H206ZM223 145H222V146H223ZM194 146H195V147H194ZM155 147H156V148H155ZM159 147H160L161 149H159ZM163 147H165V148H163ZM180 147H181V148H180ZM185 147H186V148H185ZM187 147H188L190 150H188ZM198 147H199V146H198ZM206 147H208V149H206ZM154 148H155V149H154ZM173 148H172V149H173ZM182 148H184V149H182ZM204 148H205L206 150H208V151H211V150H212L211 152H212V153L214 152V153H215L214 155H217V154H218V156H220L222 159H219L220 157H219V158L217 157V158L215 159V158H214L215 156H213V155H212L213 157H212L211 155H210V157H207V156L205 155V152H204L205 149H204ZM209 148H210V149H209ZM129 149H131V150H129ZM137 149H138V148H137ZM150 149H152V150L150 151L151 153H153V151H154L153 156H152L153 159H152V160L150 159V160H151L152 162L154 161V164H156L155 166H157V164H158V163H156V162H160V163H161V161H160L161 158H160V157H161L162 155H164V159H166V158H167V159H171L172 162L169 163L168 168L166 167V168L163 170V172L157 173V176L155 175V177H154V176H151V177H149V178H147V177L144 178L143 176L146 175L145 173H146L147 171L149 172V171H151L152 169L155 168V166H154L153 163H149L150 160L147 159V160H148V163H149V165H148V164H147V160L145 159V157L148 158V155L150 154V153H148V152H149ZM153 149H154V150H153ZM158 149H159V151H158L159 154H157V151H156V150H158ZM166 149H167V150H166ZM177 149H178V150H177ZM195 149H196L197 151L199 150L201 153H203V152H204V153H203V154L200 153V155H198L199 152H197V155H196V154H195L196 151H192V150H195ZM160 150H161L162 152H161ZM184 150L186 151L187 154H190V153H188V152H191L192 155H191V154H190L191 156L186 155V153L184 152ZM187 150H188V151H187ZM218 150H220V149H218ZM137 151H141V152H140L141 154L139 155V152H137ZM142 151H143V152H142ZM168 151H169V152H168ZM178 151H179V152H178ZM233 151H234V152H233ZM131 152H132V153H131ZM160 152L162 153V155H160ZM164 152H165V153H164ZM176 152L179 153V158H180V159L178 158V156H177L178 154H177ZM180 152H181V153H180ZM192 152H193V153L195 152V153H194L195 155H194ZM241 152L243 153V155H241V154H242ZM134 153H135V154H134ZM145 153L147 154V156L145 155ZM155 153L158 155V158H157V159H155V157L157 156V155H154ZM168 153H169L170 155L173 154L172 157H171ZM143 154H144L145 156H144ZM176 154H177V155H176ZM183 154H184L185 156H183ZM219 154H220V155H219ZM159 155H160V156H159ZM168 155H169L170 157H168ZM180 155H181V156H180ZM204 155H205V156H204ZM224 155H225L226 157H225ZM139 156H140V157H139ZM141 156H142V157H141ZM174 156H175V157H174ZM187 156H188V157H187ZM193 156H194V159H198V157L200 156V159H199V160H196V163H197L198 166H200V169H199V167H198V169H197V165H196V163H195V165L193 164V162H192V161H193ZM196 156H197V158H195ZM201 156H202V158H201ZM228 156H229V154H228ZM244 156H246L248 159L245 158ZM183 157H187V158H190V157H191V158L188 159V160H187V158H186V161H185V163L183 164V162H184L183 160H185V158H183ZM205 157H206V159L209 160V161H207L206 159H205V161H204L203 158H205ZM236 157H235V158H236ZM241 157H240V158H241ZM132 158H133V159H132ZM139 158H141V159H140V160H137V159H139ZM162 158H163V157H162ZM174 158H175V159H174ZM181 158H182V159H181ZM208 158H209V159H208ZM212 158H214V159H213L214 161H211ZM227 158H228V157H227ZM230 158H231V161H232L233 159L235 160V163H234L233 165H234L235 167H237L238 171H240V175H239V172L237 171V169L232 165V163H233L234 161H233V162H231V161H230V162H227V161L230 160ZM244 158L246 159V161H248V160L250 161V162H248L249 165L247 164V162L245 161ZM134 159H135L136 161H138V162H136ZM142 159H145V160H146V163H144V162L141 163V161H144V160H142ZM158 159H159V160H158ZM178 159L180 160L181 163L178 162V161H179ZM191 159H192V161H191ZM156 160H157V161H156ZM176 160H178V161H176ZM218 160H219V161L222 160V161H220V162L222 163L223 166H224L226 163H227V164H228V163H229V164L231 163L230 165H232V166H230L229 164H228V166L230 167V169L233 168V169H232L233 172H234V168H235V173L237 172L236 174L238 175V177H236L237 175L235 176V175H232V174H231L232 172H231V170L227 167V164H226V167H227V169L230 171V174H231V175L229 174V172H228L227 169H224V168H223L224 171H223L222 173L225 174V172H226V173H228L230 176H229V177H226L227 174H226V175H224V174L222 175V174H221V175H222V176H220L221 179H218L219 182H217L216 179H215L216 182H214V179L211 177V176H212V171H211V170L214 168V165H217L218 163H220V162H217ZM237 160H238V161H237ZM139 161H140V162H139ZM174 161H175V165H176V166L174 165ZM182 161H183V162H182ZM187 161H188V162H187ZM190 161H191V162H190ZM197 161H198V162H197ZM199 161H200V162H201V161H202V162L204 161L203 164L205 163V164H208L209 166H208V165H203L202 163L200 164ZM215 161H216V162H215ZM239 161H240L241 163H240ZM244 161H245V164H246V165H245V164L243 165V162H244ZM133 162H134V163H133ZM186 162H187V163H186ZM208 162H209L211 165H210ZM212 162H213V163L215 162V163L213 164ZM136 163H140L141 165H140V164L137 165ZM177 163H178V164H177ZM179 163H180L181 165H180ZM189 163H190V164H189ZM239 163H240V164H239ZM145 164H147V167H148V168L146 167ZM152 164H153V165H152ZM135 165L138 166V167L134 168ZM142 165H143V167H142ZM172 165H173V166H172ZM189 165H190V166H189ZM193 165H194V167H193ZM201 165H202V166H201ZM236 165H237V166H236ZM247 165H248V166H247ZM149 166H151L152 168L150 169ZM153 166H154V167H153ZM158 166H160V165H158ZM158 166H157V167H158ZM177 166H179L178 169H177ZM182 166H184V167H182ZM191 166H192L193 168H192ZM205 166L208 167V169L205 168ZM211 166H213V167H211ZM223 166H222V167H223ZM238 166H239V167H238ZM245 166L247 167V169L250 168L249 166H251L252 168L246 170ZM139 167H140V168H139ZM144 167H145L146 169H145ZM174 167H175V169H174ZM181 167H182L183 169H182ZM189 167H190V168H189ZM202 167H203V168H202ZM226 167H225V168H226ZM231 167H232V168H231ZM195 168H196V169H195ZM204 168H205V169H204ZM241 168H245V169L242 170ZM144 169L147 170V171H145ZM166 169H167V170H166ZM181 169H182L183 172H185V173H187V174H185V173H183L182 171H180ZM184 169H186V170H184ZM201 169H203V170H201ZM209 169H211L210 172L208 171ZM133 170H134V171H133ZM174 170H175V171H174ZM178 170H179L180 172H179ZM192 170H193V171H192ZM196 170H198L199 173H201V174L204 175L205 177H208V176L211 177L210 179H211V181H213V182H211V184L213 183L214 187L210 184V182H209L210 179H207V178H206V179H207V180H206L205 178H202V177H204V176H202L201 174L198 175L197 172H196ZM204 170H205V171H204ZM241 170H242L243 173L241 172ZM126 171H127V170H126ZM136 171L140 172V175H139V177L137 176V179H135V175H136L135 172H136ZM144 171H145V172H144ZM200 171H201V172H200ZM206 171H207V174L205 175L204 173H206ZM244 171H245V172H244ZM169 172H170L171 175L173 174L174 176H175V175H176V176L173 178V177H172L173 175H172V176H171V175H168ZM176 172H179V174H177ZM188 172H189L190 175H188ZM190 172H191V173H190ZM195 172H196V173H195ZM202 172H204V173H202ZM113 173L115 174V176H112ZM143 173H144V174H143ZM175 173H176V174H175ZM162 174H163V175H162ZM192 174L195 175V176L193 177ZM196 174H197V175H196ZM208 174H209V175H208ZM210 174H211V176H210ZM120 175H121V177H120ZM129 175H130V174H129ZM165 175H166V176H165ZM242 175H245V176H242ZM118 176H119V177H118ZM124 176H125L126 178H125ZM167 176H169V179H168ZM184 176H185V177H184ZM187 176H188L189 178H187ZM197 176L199 177V179L196 178ZM201 176H202V177H201ZM232 176L234 177L233 180L237 179V181H233V180H231ZM113 177H115V180H113V179H114ZM131 177H132L133 179H132ZM140 177L143 178V180L140 179ZM153 177H154V178H153ZM162 177H163V179H164V177H165L164 180H167V181H164L163 179H160V178H162ZM166 177H167V179H166ZM171 177H172V178H171ZM180 177H181V178H180ZM209 177H208V178H209ZM239 177H240V179H239ZM121 178H122V179H121ZM127 178H128V179H127ZM155 178H156V179H155ZM170 178H171V180H170ZM182 178H183L184 180H183ZM195 178H196V179H195ZM222 178H223V179H222ZM226 178L229 179V180H227ZM111 179H112V180H111ZM118 179H119V180H118ZM126 179H127V180H126ZM129 179H130V180H129ZM152 179H153L154 181H153ZM172 179H173V180H172ZM174 179H175V180H174ZM189 179H190V181H189ZM194 179H195V180H194ZM212 179H213V180H212ZM238 179H239V180H238ZM117 180H118V181H117ZM120 180H121V181H120ZM131 180H132V181H131ZM139 180H140V181H139ZM148 180H149L150 183L148 182ZM158 180H162V181H158ZM169 180L175 182L174 185L172 184L173 182H169ZM177 180H178V181L182 180L181 183H182V182H184V183H182V184L180 183V184H179ZM186 180H188V182H187ZM201 180L203 181V183L201 182ZM221 180H222V181L224 180V181L222 182ZM226 180H227V181H226ZM240 180H241V181H240ZM259 180L261 181V183H259ZM113 181H114V182H113ZM119 181H120V184L118 183ZM191 181H192V183H191ZM195 181H198V182H195ZM204 181H207V182H204ZM220 181H221V182H220ZM225 181H226V182H225ZM232 181H233V185L230 187L229 184H231ZM238 181H239V182H238ZM145 182H146V183H145ZM152 182H153L154 184H153ZM160 182H161L162 184H163V183H164V184L166 183L165 186H169V185H170L169 187H165V188H167L168 190L165 189L163 186H159ZM167 182L170 183V184L168 185ZM189 182L191 183V184H190L191 186L189 185ZM194 182H195V184H194ZM208 182H209V183H208ZM224 182H225V183H224ZM227 182H230V183L227 184ZM234 182H235V184H234ZM255 182H258V183H257L258 185H257ZM113 183H114V184H113ZM123 183H124V187H123ZM176 183H177L178 185H177ZM200 183H202L203 185H204V183H205V184L207 183L206 185H204V187L208 185V189H211V188H213V189H217L218 186H221L222 189H223V191H224V190H225V191H224V193H222L223 191L221 190V191H220L221 193L218 192V194H222V196L225 195V196H224L225 198H223V199H225V201H224V200L222 201V196H221V195L219 196V197H220V198H219L218 196H216V195H218V194H214V193H212V194H210V195H207V196L205 197L206 199H205V198L203 199L204 204H202V203H200V201H198V203H196L195 207H192V206L194 205V202L191 203V201L194 200V199H193L194 196H193V194H192L194 191L190 190L189 188L192 189V187L195 185L194 188H195V190H196L197 186H203V185H201ZM214 183H216V184H214ZM217 183H219V184L217 185ZM236 183H237V184H236ZM121 184H122V185H121ZM126 184H127V185L129 184L128 186H130V185L132 186V184H133V186H132L131 188H129L128 186H126ZM141 184H142V185H143V184H144V185L146 184V185L143 187ZM162 184H160V185H162ZM164 184H163V185H164ZM185 184H186V185L188 184V188H185V187H187ZM197 184H198V185H197ZM221 184H222V185H221ZM224 184H225V186H224ZM259 184L261 185L260 187H259ZM112 185H113V187H112ZM134 185H135V186L137 185V187L135 188ZM156 185H157V186H156ZM183 185H185V187H184ZM209 185L212 186V187L210 188ZM226 185H227V186L229 185V186L226 187ZM235 185H237V188H236ZM254 185H255V186H254ZM116 186H115V187H116ZM151 186H153V187H151ZM172 186H173L174 188H173ZM178 186H179V188H178ZM189 186H190V187H189ZM216 186H217V187H216ZM223 186H224V188H223ZM257 186H258L259 188H258ZM115 187H114V191H115ZM119 187H120V188H119ZM125 187H126V190H125ZM138 187H139V188H138ZM140 187H141V188H140ZM160 187H161V191L164 192V193L166 192V190H167V192L169 193V191L172 189V193H174L175 195L172 194L171 191H170V195H169L167 192H166L165 194H163V193L160 191V189H159ZM175 187H176V188H175ZM182 187H183V188H182ZM215 187H216V188H215ZM221 187H219V189H220ZM234 187H233V188H234ZM127 188H128V190H127ZM132 188H133V189L135 188V189L132 190ZM153 188H154V189H153ZM163 188H164V189H163ZM206 188H207V187H206ZM122 189H123V190H122ZM129 189H130L132 192H131ZM136 189H139V190H136ZM157 189H158L159 191H158ZM173 189H174L175 191H174ZM178 189H179V190H178ZM181 189H183V190H181ZM187 189H188V190H187ZM219 189H218V190H219ZM112 190H110L109 192H111ZM117 190H118V191H117ZM124 190H125L126 192H125ZM140 190H141V191H140ZM151 190H152V191H151ZM164 190H165V191H164ZM177 190H178V191H177ZM180 190H181V191H180ZM184 190H185V191H184ZM186 190H187V191H186ZM189 190H190V191H189ZM193 190H194V189H193ZM127 191H128V192H127ZM133 191H135V192L133 193ZM136 191H137L138 193H136ZM179 191H180V192H179ZM196 191H198V188H197ZM256 191H258V192H256ZM260 191H262V192H260ZM121 192H120V193H121ZM129 192H131V193H132V196H134L135 198H133V197L130 198V197H131V195H130L131 193H129ZM143 192L145 193V195H143V194H144ZM147 192H149V193H147ZM150 192H151V194H150ZM160 192H161V193H160ZM176 192H177V193H176ZM181 192H183L184 194H183V193L181 194ZM185 192H186V193H185ZM225 192H226V194H227L229 197L225 194ZM233 192H234V191H233ZM120 193H118V194H120ZM135 193H136V195H135ZM153 193H154V194L156 193L158 196H157L156 194H155V196H154ZM187 193H188L192 198L189 197V195H186ZM190 193H191L192 195H191ZM251 193H252V194H251ZM138 194H139L140 196H137ZM148 194H150V197H151V198L147 196ZM160 194H162V195H160ZM166 194H167V195H166ZM165 195H166V196H165ZM182 195H183V196H182ZM255 195H256V196H255ZM136 196H137V197H136ZM141 196H142V197H141ZM145 196L148 197L149 199L146 198ZM160 196H161V197L163 196V197H162L163 199H162ZM164 196H165V198H164ZM168 196H169V197H168ZM170 196H173V198L170 197ZM177 196H178V197H177ZM187 196H188V197H187ZM262 196H263V197H262ZM152 197H154V198H152ZM155 197H156L157 199H156ZM158 197L161 198V199H158ZM166 197H167V199H166ZM174 197H176L178 200L174 199ZM179 197H181L182 200L185 199V200H183V201L188 200V204H184L183 207H182L183 210H181V211L177 209V206L179 207L178 203L182 205V204L185 203V202L182 203V202H181L182 200H180ZM185 197H186V198H185ZM230 197H231V198H230ZM136 198H137V199H136ZM170 198H171V199H170ZM232 198H233V200H232ZM238 198H239V197H237V198L235 199V201L238 200ZM253 198H255V199H253ZM140 199H141V201H140ZM147 199L149 200V202H147V201H148ZM164 199H165V201H166V204L162 202V201H164ZM172 199H173V200H172ZM215 199H216L217 201H216ZM220 199H221V200H220ZM131 200H130V201H131ZM137 200H138V201H137ZM143 200H144V201L146 200V201L143 202ZM152 200H156V201L153 202ZM160 200H161V201H160ZM167 200H168V203H167ZM169 200H170V201H169ZM254 200H255V201H254ZM139 201H140V202H139ZM171 201H172V202H171ZM173 201H174L175 203H174ZM178 201H179V202H178ZM203 201H202V202H203ZM219 201H220V202H219ZM253 201H254V202H253ZM256 201H257V202H256ZM136 202L139 203L138 206H135V205L138 204V203L136 204ZM141 202H142V203H141ZM155 202L157 203V205H156ZM158 202H159L160 204H161V203H162V204L160 205ZM176 202H177V203H176ZM205 202H206L207 204H205ZM129 203L132 205V207H131V205H130ZM132 203H133L134 205H133ZM140 203H141V204H140ZM144 203H147V204L145 205L146 207H147V205H148V207L145 209L146 212L148 213L147 216L149 217V215H150V217H151L150 219H147L148 221H146V220L144 221V219L148 218V217H146V215H144V214H146V213H145V212H143L144 214L141 213V211L145 208V207H143V208L141 207V205L143 206ZM149 203H151V204L153 203L155 206L152 204L154 207L151 205V206H152V208H151V206H150ZM170 203H171V204H170ZM173 203H174V204H173ZM189 203H190V205H189ZM220 203H221V204H220ZM236 203H237V201H236ZM254 203H258V206H257L256 204H255V205H256V206H255ZM172 204H173L174 206H173ZM176 204H177V206H176ZM192 204H193V205H192ZM197 204H198V205H197ZM200 204H201V206H200ZM234 204H235V202H234ZM118 205H119V206H118ZM127 205L130 206L132 210H134V211H131V209L129 208V209H130V214H133L132 212H134L135 215H134V214H133V215H134L135 217H138L137 215H139V216H140V219H143L142 223H140L141 220L138 219L139 217H138V218H134L133 215L127 214V212H129V209L126 210L127 212H125L124 209H127V208H128ZM181 205H180V206H181ZM202 205H204V206H202ZM205 205H206V206H205ZM259 205H260V206H259ZM263 205H264V204H263ZM133 206H135V207L133 208ZM139 206H140V207H139ZM184 206H185V207H184ZM189 206H190V207H189ZM196 206H197V207H196ZM222 206H220V208H219V207H218V208L221 209ZM120 207H121V208L123 207V212H121L122 210H121ZM124 207H125V208H124ZM126 207H127V208H126ZM136 207H139L140 209H139V208L135 209ZM160 207L162 208L161 211H160ZM163 207H164V209H163ZM170 207L172 208V210H170ZM186 207H187V208H186ZM198 207H199V208H198ZM215 207H216V206H215ZM217 207H216V208H217ZM255 207H256V208H255ZM262 207L264 208V206H262ZM262 207H261V208H262ZM118 208H120V209H118ZM149 208L151 209V211H152L153 208H154V210H155L156 212H155V211H152V213H151V211H150ZM165 208H166V211L169 209L168 211H171V213L167 211V212H168V214H167V212L165 211ZM184 208H186L185 211H184ZM191 208H192V209H191ZM201 208H202V209H201ZM111 209L113 210L112 213L110 212ZM115 209H118V210H115ZM147 209H148V210H147ZM187 209H189V210H187ZM200 209L202 210V212H201ZM231 209H232V210H231ZM233 209H234V211H233ZM236 209H237V210H236ZM255 209H257V210H255ZM120 210H121V211H120ZM137 210H140V213H138L139 211L137 212ZM145 210H144V211H145ZM163 210H164V213H165L166 215H168V216H169V215H172V216H169V217L167 216V220H165V221H164L162 218L166 219V217H164V216H166V215H164V213L161 214V213L163 212ZM212 210H213V209H212ZM254 210H255V211H254ZM260 210H261V209H260ZM262 210H264V209H262ZM117 211H119L120 214H117ZM159 211H160V214H159ZM174 211H175V212H174ZM177 211H178V212H177ZM205 211H206V212H205ZM230 211H231V212H230ZM240 211H241V212H240ZM124 212H125V213H124ZM135 212L137 213V215H136ZM153 212H154V213H153ZM234 212H235V213H234ZM239 212H240V213H239ZM123 213H124V214H123ZM150 213H151V214H150ZM169 213H170V214H169ZM175 213H176V214H175ZM178 213H179V214H178ZM182 213H183V214H182ZM190 213H189V214H190ZM236 213L239 214L238 217H237V214H236ZM253 213H254V214H253ZM110 214H109V215H110ZM114 214H117V216H114ZM126 214H127L128 216L130 215L131 217H130V216H129V217H130V218H133V219H130V218H129V221H127V218H128V217H127ZM141 214H143V217H146V218L141 217V216H142ZM152 214H154V215L152 216ZM120 215H123L125 219L123 218V216L121 217ZM125 215H126L127 218L125 217ZM179 215H180V216H179ZM183 215H184V216H183ZM186 215H187V218H184V217H186ZM162 216H163V217H162ZM176 216H177V218H176ZM178 216H179V217H178ZM239 216H240L241 218H240ZM249 216H250V218H249ZM119 217H120L121 219H120ZM154 217L156 218V220H152V219H154ZM161 217H162V218H161ZM170 217H171V218H170ZM181 217H182V218H181ZM188 217H189V220H188ZM236 217H237V218H236ZM242 217H244L245 220H244V218L242 219ZM169 218L172 219V220L168 221ZM208 218H207V219H208ZM223 218H224V219H223ZM225 218H226V220H225ZM234 218H236V219H234ZM136 219H137V220H136ZM174 219H175V220H174ZM179 219H181V221H180ZM182 219H183V221H182ZM246 219H247V220L250 219L249 222H250V221H254V222H253V223H254L253 225L255 226L254 228H256V227H257V228L260 227V228H259V229L256 228L257 231H256L255 229H253V231H252V227L249 226V222H248ZM109 220H110V219H109ZM123 220H124L127 224H128V223H131V225L127 226L126 223H125ZM133 220H134V221L136 220V221L134 222ZM139 220H140V221H139ZM151 220H152V222H149V221H151ZM162 220H163V221H162ZM191 220H192V221H191ZM227 220H228V221H227ZM232 220H233V221H232ZM234 220H236V221L238 220L237 223H236ZM240 220H241V221H240ZM243 220H244V221H243ZM119 221H121L120 224H119ZM137 221H138L140 224L137 223ZM156 221H157V223H156ZM159 221H160V222H159ZM167 221H168V222H167ZM171 221H172V222H171ZM174 221L177 223L176 225H175V222H174ZM179 221H180V223L183 222V223H181V226H178V225L180 224ZM188 221H190V222H188ZM245 221H246L248 224H247ZM109 222H110V221H109ZM113 222H114V221H113ZM122 222H123V223H122ZM143 222H144V223H143ZM145 222H146L147 224H146ZM158 222H159V224H158ZM162 222H163L164 225H162ZM165 222H166V224H165ZM185 222L187 223V225H186ZM225 222H226V223H225ZM227 222H228V223L231 222V223L228 224ZM240 222H241V223H240ZM115 223H114V226H115ZM132 223H133V224H132ZM149 223H151V224L149 225ZM178 223H179V224H178ZM188 223H189V225H188ZM233 223H234V225H232ZM250 223H251V222H250ZM138 224H139V225H138ZM141 224H142V225H141ZM143 224H145V225H147V226L149 225L150 227H149V226H148V227H147V226L145 227ZM153 224H154V225H153ZM169 224H170V225L172 224V225H171L172 227H173V224H174V226H175L174 229H175V230H173ZM183 224H185V225H183ZM222 224H223V225H222ZM224 224H225V225H224ZM226 224L230 225L229 228H227L228 226H226ZM239 224H240V225H239ZM246 224H247L249 227H248ZM251 224H252V223H251ZM259 224H261V226L258 227ZM117 225H118V226H117ZM121 225H122V226H121ZM125 225H126V227H125ZM151 225H152V226H151ZM155 225H156V226H155ZM158 225H160L161 227H162V226H167V225H169V226H167V228H169V229H167L166 227H165V228L162 227V228L166 229V233L164 234L165 231H164L160 226H158ZM241 225H242V226H241ZM243 225H245L246 227L243 226ZM253 225H251V226H253ZM109 226H110V225H109ZM141 226H142V227H141ZM143 226H144V227H143ZM183 226H184V227H183ZM185 226H186V227L190 226V227H188V229L191 228L189 232H188V229L185 228ZM193 226H195V227H194L195 230H194ZM217 226H218V225H217ZM231 226H232V227L235 226V228H234V227H233V228H230ZM239 226H240L241 228H243V229H240V228L238 229L237 227H239ZM151 227H153L152 230L149 229V228H151ZM156 227H157V228H156ZM159 227H160V228H159ZM179 227H181V229H180ZM218 227H219V226H218ZM218 227H216V228H218ZM110 228H111V227H110ZM110 228H109V233H110V231H111ZM140 228H142V229H140ZM158 228H159V229H162V230H161L162 232L158 231V230H159ZM176 228H177V229H176ZM184 228H185V229H184ZM247 228H250V229H247ZM119 229H120V228H119ZM136 229H137V230H136ZM148 229H149V230H148ZM154 229H155V232H154ZM178 229L182 231L180 234L177 233V232H179ZM229 229H230V230H229ZM231 229H233V230H231ZM244 229H246L247 233H250V234H248V236H251V235H252L251 231H252L253 234H254V235L252 236V238H251V237L247 238V241H246L245 239H246V237H248V236H247V233H246V232H245V234H244V231H245ZM120 230H121V229H120ZM140 230H145V231H140ZM167 230H168V232H167ZM192 230H193L194 232H193ZM235 230H236V231H235ZM238 230H239V232H240L241 234L238 233ZM242 230H244V231H242ZM259 230H260V231H259ZM148 231H149V232H148ZM150 231H151V232H150ZM152 231H153V232H152ZM191 231H192V232H191ZM231 231H232V233H231ZM248 231H249V232H248ZM111 232H112V231H111ZM139 232H141V233H139ZM145 232H146L147 234H146ZM158 232H159V233H158ZM216 232H217V231H216ZM233 232H236V233H234V235H233ZM242 232H243V233H242ZM261 232H262V233H261ZM142 233H143V234H142ZM150 233H151V234H150ZM155 233H156V235H155ZM160 233H162V234L160 235ZM188 233H189V234H188ZM191 233H192V234H191ZM120 234L123 235V233H120ZM149 234H150V236H149V239H148V236H147V235H149ZM236 234H237L238 236H236ZM261 234H262V235H261ZM152 235H153V236H152ZM158 235H160V237H159ZM165 235H166L167 238L165 237ZM192 235H193V237H192ZM194 235H196V236H194ZM113 236H114V237H113ZM118 236H119V237H118ZM129 236H130L131 238H130ZM197 236H198L200 239H199ZM233 236H235V237H233ZM263 236H264V235H263ZM125 237L128 239V241H127V239H126ZM151 237H152V238H151ZM153 237H154V238H153ZM158 237H159V238H158ZM164 237H165L166 239H165ZM221 237H222V238H221ZM227 237H228V240H227ZM231 237H233V239H232ZM236 237L239 238V239H237ZM255 237H254V238H255ZM144 238H145V239H144ZM150 238H151L152 241L150 240ZM181 238H180V239H181ZM230 238H231V240H230ZM235 238H236L237 240H234ZM244 238H245V239H244ZM250 238H251L252 240H251ZM155 239H156V240H155ZM184 239L182 238V240H184ZM194 239H196L195 242H194ZM207 239H208L209 241H206V242H205V240H207ZM223 239H224V240H223ZM225 239H226V240H225ZM125 240H126L127 242H126ZM146 240H148V241L150 240L151 242H153V243H151V242L149 241L150 246H152V244H153L152 247H154V248H152V247L150 248V246H149V248H148V245H149L148 242H147V243L145 242V246H144V241H146ZM153 240H154V241H153ZM157 240H158V242L160 241V242H159V246H158ZM165 240H166V241H165ZM167 240H168V241H167ZM188 240H189V239H188ZM201 240H203V241L200 242ZM244 240H245V241H244ZM162 241H164V242H162ZM169 241H170V242H169ZM191 241H193V242H191ZM210 241H211V243H210ZM228 241H230V243H231L232 241H234V242H232V243L236 244V245L233 244L234 248H228V246H229V245H228V244H229ZM236 241H237V242H236ZM252 241H253V243H252ZM111 242H112V243H111ZM125 242H126L127 244H126ZM128 242H129V243H128ZM137 242H138V243H137ZM142 242H143V243H142ZM154 242H155V244H154ZM161 242L164 243V245L161 244ZM196 242L198 243V245H195V244H197ZM203 242H204V245L202 244ZM226 242H227L228 244H227ZM246 242H247V243H246ZM248 242H249V244L251 243V245H248ZM115 243H116V244H115ZM124 243H125V245H124ZM200 243H201V245H200ZM206 243H208V244L206 245ZM242 243H243V244L246 243V246H245V247L247 248V250H251V249H252V250H251V251H247V250L244 248V245H245V244L243 245ZM107 244H109V245H107ZM111 244H112V246H110ZM137 244H138V245H137ZM140 244H141V245H140ZM142 244H143V246H142ZM160 244H161L162 246H161ZM192 244H193V246H191ZM209 244H210L209 247L212 248V249H210V250H216V251H215L216 254L213 255V256H211L210 253H209L208 251L206 252V250H205L206 247H208ZM211 244H212V245H211ZM223 244H225V246H226L227 248L222 249V248H224V245H223ZM241 244H242V245H241ZM168 245H169V247H168ZM182 245H184L185 247L183 246V247L181 248ZM194 245H195V246H194ZM214 245H215V246H214ZM105 246H106L105 250H107V247H109L108 249H110V250L113 249V250H112L113 252L118 250L117 247H118V248L121 247V249L118 250V251L115 252V253H113L112 251L110 252V250H107V251H109V253H111V258H110V260H109L108 257H110V254L108 253V255H109V256H108V255L105 253V251H104V247H105ZM126 246H125V247H126ZM155 246H156V247H155ZM165 246H166V247H165ZM196 246H200L201 248H200V247L198 248V247H196ZM222 246H223V247H222ZM235 246L237 247V250L235 249V248H236ZM238 246H239V247H238ZM249 246H250V247L252 246V247H251V248H248ZM110 247H111V248H110ZM143 247H144V248H143ZM160 247H164V248H161V249H163V250H160ZM240 247H241V248L243 247V248L240 249ZM255 247H257V245H256ZM115 248H116V250H115ZM145 248H146V250H147L146 252H145ZM155 248H156L157 250H156ZM167 248H168L169 250H167ZM170 248H171V249H170ZM197 248H198V252H197ZM204 248H205V249H204ZM219 248H220V249H219ZM238 248H239V250H238ZM148 249H149V250H148ZM150 249H151V250H150ZM153 249L155 250V252H154ZM182 249H183V250H182ZM186 249H187V250H186ZM188 249H189V250H188ZM190 249H192V250H190ZM194 249H195V251H196L197 253H199L200 255H201L202 253H204V255L202 254L201 257H199L200 255H199V256H196L197 253H195ZM201 249H203V252H202ZM243 249H245V250H243ZM127 250H128L129 252H128ZM152 250H153V251H152ZM170 250H171V252H170ZM220 250H221V251H220ZM225 250H226V252H225ZM229 250L232 251V252H233L234 250H236V251L233 252V253H234V255H233V253L230 254L231 252H229ZM241 250H243V251H245V252L242 253ZM253 250H254V251H255V250H256V251L258 250V252L255 251L256 253H254V252H252ZM160 251H161V252H160ZM165 251H166V252H165ZM168 251H169L170 253H169ZM184 251H185V252H184ZM199 251H201L202 253H200ZM237 251H239L240 253H237ZM138 252H139V254L137 255ZM147 252H149V253H147ZM163 252H165V254H164ZM223 252H224V253H223ZM250 252H251V254H253L251 258H250V255H248V254H250ZM102 253H105V254L107 255V257H106L107 260H105V259H104L105 257H103V260H105V262H102V261H101V260H102V259H101V258H102L101 256L103 255ZM116 253H118L119 257H118V255L116 256ZM127 253H128L129 255L132 256V259H133V260L131 259V256H129V257L126 256ZM141 253H142V254H141ZM144 253H145V254H144ZM151 253H152V254L154 253V254L152 255ZM155 253L157 254V256H156ZM161 253L163 254V256H162ZM219 253H220V254H219ZM221 253H222V254H221ZM246 253H247L248 257L250 258V260H249V258H248V260H249L248 263H247V256H246V258H245V256H244ZM105 254H104V256H105ZM114 254H115V255H114ZM166 254H168V255H166ZM228 254H229V255H232L231 258H229L230 256H228ZM237 254H240V255H237ZM159 255H160V258L158 257ZM222 255H223V256H222ZM235 255H237V257L239 256V258H240V256L243 255V256H244V259H246V261H245L244 259H242V257H241L240 259H239V258H238V259H237V258L235 259ZM112 256H113V257H112ZM136 256H138V257H136ZM141 256H142V258H141ZM147 256H149V258H148ZM152 256L155 257V259H154ZM202 256L204 257V259H203ZM205 256H206V257H205ZM114 257H115V258H114ZM125 257H126V258L128 257V258H127V261H128L129 258H130L129 260H131V261L127 262ZM166 257H168V259H166ZM197 257H198L199 259H198ZM259 257H260V258H259ZM112 258H114V259L117 258V260H114V259H112ZM135 258H137V259H135ZM156 258H157L158 260H156ZM164 258H165V259H164ZM200 258H201V259H200ZM205 258H206V259H205ZM219 258H220V260H219ZM258 258H259V259H258ZM262 258H263V260H261ZM145 259H146V260H145ZM159 259H160V260L163 259V260L159 261ZM197 259H198V260H197ZM217 259H218L219 261H218ZM257 259H258V260H257ZM111 260H112V261L114 260V263H113V262H112V263H109V261L111 262ZM124 260H125L126 262H125ZM141 260H142V261H141ZM164 260H165V261H164ZM252 260H251V261H252ZM260 260H261V261H260ZM119 261H120V262H119ZM166 261H167V262H166ZM168 261H169L170 263H169ZM204 261H203V262H204ZM229 261H230V260H229ZM244 261H245V262H244ZM142 262H143V263H142ZM150 262H151V263H150ZM163 262H164V263H163ZM215 262H216V263H215ZM255 262H254V264H255ZM259 262H260V263H259ZM172 263H173V262H172ZM198 263H197V264H198ZM239 263H240V262H239ZM241 263H240V264H241ZM252 263H253V262H252ZM174 264H176V263H174ZM225 264H226V263H225Z\"/></svg>",
    "mask_w": 264,
    "mask_h": 264
}]
</instances>
